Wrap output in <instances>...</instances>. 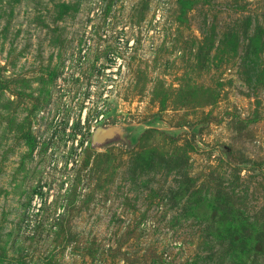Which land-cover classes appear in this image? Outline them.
I'll use <instances>...</instances> for the list:
<instances>
[{
    "label": "rangeland",
    "instance_id": "1",
    "mask_svg": "<svg viewBox=\"0 0 264 264\" xmlns=\"http://www.w3.org/2000/svg\"><path fill=\"white\" fill-rule=\"evenodd\" d=\"M0 264H264V0H0Z\"/></svg>",
    "mask_w": 264,
    "mask_h": 264
},
{
    "label": "built area",
    "instance_id": "2",
    "mask_svg": "<svg viewBox=\"0 0 264 264\" xmlns=\"http://www.w3.org/2000/svg\"><path fill=\"white\" fill-rule=\"evenodd\" d=\"M39 207H40V198L38 197V195H35L32 201V211L37 212L39 210Z\"/></svg>",
    "mask_w": 264,
    "mask_h": 264
}]
</instances>
